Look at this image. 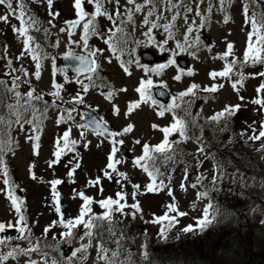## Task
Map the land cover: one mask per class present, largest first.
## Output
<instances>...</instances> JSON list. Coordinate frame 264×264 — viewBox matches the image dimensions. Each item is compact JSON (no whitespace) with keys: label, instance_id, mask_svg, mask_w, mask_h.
<instances>
[{"label":"snow or ice","instance_id":"1","mask_svg":"<svg viewBox=\"0 0 264 264\" xmlns=\"http://www.w3.org/2000/svg\"><path fill=\"white\" fill-rule=\"evenodd\" d=\"M55 3L56 0H0V8L4 9L0 12V24L8 25L21 45L20 51L13 55L5 43L0 54V61L4 62V71L0 75V195L10 205V214L14 215V220L0 221V264H21L22 259L23 264H138L132 251L125 246L128 240L125 222L129 217L132 220L139 217L145 224L160 225L159 237L168 239V233L179 223V218L188 215L179 209L172 187L177 166L184 165L179 185L181 191L186 192L188 187L202 188L203 181L209 179L199 173L195 182L187 184L191 165L184 159L185 156H193L196 167L200 168L204 162L200 156L209 158L203 142L205 126L214 125L219 132L230 130L232 118L248 104L255 106L254 113L264 116V70L245 71L257 66L264 69V0H240L242 30L246 29L242 55L236 54L234 42L224 38L225 51L211 55L212 60L223 62L220 70L208 73L213 83L201 86L191 82L175 94L170 93L167 81L160 78L170 68L175 69L171 79L178 83L185 77L196 75L193 68L182 66L178 57L187 55L199 60L202 51L211 54L216 45L215 42L207 43L204 33L210 31L214 22L234 23L231 10L236 0H72L74 18L62 22L59 20L61 12L54 7ZM30 4L45 9L47 26ZM214 14H219L221 21H214ZM37 34H42L44 41ZM62 36L66 37L65 51L54 53L51 50L61 47ZM93 40L104 47L92 43ZM142 48H155L161 55L167 54V58L164 62L152 64L147 52L143 55L139 52ZM142 59L148 62L142 63ZM58 60L69 64L58 66ZM114 60L127 77L134 75L133 69L142 73L134 87L138 98L128 100L123 113L115 101L129 89L126 86L116 88L101 75L104 63L111 65ZM46 61H50L51 80L50 90L43 91L36 87L33 79L41 80ZM70 71L73 73L71 76ZM58 78H62V82ZM257 78L261 82L254 89L255 96L246 98L241 94L246 89V82ZM217 80L221 82L217 83ZM69 84H75L77 90L65 99L66 85ZM226 84L240 103L225 104L207 117L202 115V107L193 112L197 100L205 103L210 98L215 100V94ZM93 90L111 105L113 117L123 115L128 120L142 106L153 109L158 119L171 117L166 125H150L153 131L162 134L158 143L142 142L140 138L131 141L133 147L141 148V154L134 156L131 164L147 177L148 182L143 187L140 183L131 182L128 173L120 170V166L127 163L121 146L126 144L124 138L135 131V123L128 122L115 130L105 116L95 115L99 106L86 102V97ZM165 96L169 97L166 103L158 99ZM81 106L87 111L81 110ZM51 110L56 111L55 126H64L54 136L51 158L45 161L47 169L53 171V178L45 181L38 177L34 170L35 162L28 164L27 172L32 181L39 180L49 186V196L44 198L42 206L49 208L56 219L43 228L40 236H36L33 228L38 220L30 222L24 195L27 190L15 181L9 160L15 158L21 148V135L24 143L30 146L31 155H41L42 138ZM243 123L245 128L236 135L246 144L256 145V151H264V119ZM74 129L78 138L73 135ZM195 130L200 134L197 135ZM89 135L97 139V149L107 144L109 151L98 174L94 178L86 175L83 188L71 189L69 199H79L81 203L77 214L69 216L62 204L60 186L66 182L77 184V172L82 167L79 149L90 148L92 140L88 139ZM188 142L197 144L195 154L186 153L181 148ZM62 162L67 169L63 178L55 173ZM222 178V166L214 164L211 184L215 186ZM105 180L116 184L114 195H104ZM128 187H131V192L127 191ZM87 189H96V196L88 195ZM165 191L171 200L163 206V214L157 216L152 213L151 219L145 220L138 196ZM200 200H208L202 215L196 218L195 225L183 227V233L197 229L203 232L218 217L222 218L221 209L209 199L207 189L196 192V201ZM196 201H193V208ZM97 207L99 212L95 210ZM54 229L59 231L54 232ZM12 230L16 235L7 234ZM143 235H148L146 230ZM147 248L146 243L141 245L140 259L143 261L149 259Z\"/></svg>","mask_w":264,"mask_h":264},{"label":"rangeland","instance_id":"2","mask_svg":"<svg viewBox=\"0 0 264 264\" xmlns=\"http://www.w3.org/2000/svg\"><path fill=\"white\" fill-rule=\"evenodd\" d=\"M72 0H56L55 8L59 9L61 12V17L59 20L62 22L64 19L74 18V12L71 8ZM31 9L44 21L45 26H47V19L45 9L39 7L35 4H30ZM4 11L3 8H0V12ZM231 14L234 20V23H229L224 25L221 23H213L210 31L204 33V38L207 43L215 42L216 47L213 49V52L209 54L207 51H202L199 53V60L193 59L187 55H182L181 57L187 61V66L185 68L191 67L195 70L196 75L194 77H185L182 82H175L171 77L175 74V69L170 68L166 71L165 75L160 79L166 80L169 85V90L171 94H175L177 91L183 90L191 82L200 83L203 85H210L213 83L208 77V73L211 70H220L222 68V61L212 60L211 55L216 53H222L226 49V44L223 42L224 38L227 41L234 42L236 54L238 56L242 55V52L245 47L246 40V29L242 30L243 18L241 16V5L240 0H236V3L233 5ZM221 16L219 14H214V21H221ZM16 23V21H12ZM59 26V25H58ZM53 32L56 29L52 30ZM231 32V35L228 33ZM41 41H44L42 34H37ZM139 35V33H137ZM52 40L55 37L51 38ZM62 44L59 49L51 50L54 53L62 54L65 51L64 43L66 42V37L62 36ZM7 43L9 47L10 54H17L20 51L21 45L16 41L11 29L8 25L0 24V54H2L3 45ZM92 43H97L98 46L104 47L102 44H99L97 41L93 40ZM79 51V50H77ZM140 53L149 52L155 56L152 64L164 62L167 58V54L161 55L155 48L140 49ZM108 53L106 52L105 55ZM144 63V61H141ZM3 61H0V75H2L4 69L2 67ZM58 66L60 60H58ZM32 68H30V71ZM264 70L260 66L256 68H248L246 72L261 71ZM134 75L132 77H127L122 69L119 68L118 64L113 61L111 65L104 63L103 71L101 73L109 82H111L116 88L126 86L129 91L127 94H121L117 97L116 103L120 106L123 113L126 110V102L130 99H137V94L134 92V87L138 83V78L142 75L140 71L133 69ZM71 76V74H69ZM61 79L62 78H58ZM50 80H51V67L50 61L45 62V69L42 72V78L40 81H35L33 83L39 90L48 91L50 90ZM217 83L221 82L220 80L216 81ZM261 82L260 78L249 79L246 82V89L242 90L241 94L246 98H251L255 96V87ZM67 92L64 94L65 99L69 98L68 94H74L77 90L75 84L66 85ZM106 91V89H105ZM215 100L211 98L205 103L203 100H197L193 106V112L203 108L202 115L204 117L210 116L214 111L220 110L225 104H237L240 103L236 94L232 91L231 87L226 84L225 88L219 93L215 94ZM46 99H51L46 97ZM86 102L95 106H99V112L95 115H103L106 119L109 120L110 126L119 130L122 126L126 125L128 122H133L136 125L135 131L128 137H125L126 144L123 146L127 148V153L129 158L127 163L120 166L121 171H126L129 175L131 182L140 183L143 187L146 184L147 177L138 169H134L131 164V160L134 156L141 154L140 146L133 147L131 141L133 138H140L143 141L147 140L152 144L158 143L162 139V134L158 131H153L150 128L152 123L160 124L161 126L166 125L171 117L166 116L164 119H158L155 115L153 109H150L148 106H142L141 110H137L128 120H126L123 115L119 118L113 117L111 114V105L108 104L103 97L97 94L95 90L90 92L89 96L86 97ZM255 106L248 104L246 108H241L235 117L232 118V123L230 125V130L225 132H219L214 125H206L203 134V142L205 144V152L209 154L208 159H204L203 156H200V159L203 160V164L200 168L196 167L195 160L193 156H185L184 159L191 165L189 180L187 184L195 182V177L199 173H203L208 176V180L203 181V187L199 189H192L188 187L187 191H181L179 185L182 178V168L184 165H178L177 171L173 174V185L174 194L178 201V206L181 211L188 213L187 216L179 218V223L168 233V239L164 240L159 237L158 233L160 230V225L156 224H145L143 220L139 217L136 220H132L129 217L125 222V231L128 237V240L125 242V246L129 248L134 256L136 257L138 264H234L233 262L236 259V253L229 246L223 248L216 252L212 257H204V253L199 254L198 257H193V260L189 262H183L184 256L178 251L179 244L184 241L193 238V236L205 237L206 233L209 230L216 229L218 231L222 230L223 227H230L231 231L237 232V239H244L250 236V241L253 242L254 248L256 250L264 249V223H261L264 220V151H256V145L245 143L239 138L238 134L242 129L245 128L244 121H247L249 124L252 121H259L264 119V116H261L253 112ZM81 110L83 109L81 106ZM50 119L46 122V131L42 138V151L39 157H33L31 155L30 146L24 143L23 136L19 137L21 148L17 151L15 158H10L9 163L13 172L14 179L27 191L24 195L27 198V204L29 209V219L30 222L37 221L33 228V232L36 236L42 234L43 228L49 224L52 220L56 219L54 213L50 211L49 208L43 207L45 204V197L49 196V186L46 183H41L39 180L32 181L29 179L27 167L30 162H35L36 168L34 169L38 177H43L45 181L53 178V171L47 169L45 161L51 158V151L54 136L59 134L64 126L57 128L54 124L56 111L51 110L49 112ZM79 119V117H77ZM258 127V125H257ZM196 134L199 135V130H195ZM74 137L78 138V132L74 129ZM233 141L230 142L231 139ZM88 139L92 140V145L88 150H84L82 147L79 149L82 156V167L77 172V184L71 185L67 182L60 186V191L63 194V198L67 206L66 215L75 216L77 214L78 206L81 203L79 199L71 200L69 199V194L73 187L83 188L86 180V175L95 177L98 174L99 169L103 168L106 163V153L109 151V146L105 144L102 148L97 149L95 147L97 139L92 135L88 136ZM246 139V137H245ZM212 142V143H211ZM226 143L235 145L238 150V154L245 156V161L247 158H251L252 162L257 161L262 164L260 166H243L246 172H241V170L235 168L234 162L229 163L227 159L220 161V154L224 153L227 157L230 152L228 146H225ZM259 143V142H258ZM181 148L186 153H196L197 144L193 142H188L187 144L181 145ZM119 155V154H118ZM214 157V159H213ZM65 158V161L69 159ZM226 162V164H225ZM219 163L222 166L223 178L213 186L210 182V177L212 175V169L214 164ZM67 169L63 167V162L61 166L55 169V173L58 177L63 178L65 176ZM105 192L104 195H114V192L117 190L116 184L109 183L107 180L103 181ZM2 187V185H0ZM207 189L209 191V199L213 204L217 205L222 211V218L218 217L211 226H209L203 232H200L198 229L192 233H183L181 229L189 224L195 225L196 218L202 215V209L208 200L196 201V192L203 191ZM88 195L96 196V189H87ZM127 191L131 192V187H128ZM228 197H233L241 201L239 205L232 206H223L221 202L227 200ZM97 198H99L97 196ZM138 199L141 202L143 207L144 219H151V214L155 213L157 216L162 215L165 208L163 207L170 202L171 198L167 195L166 191L159 194L148 193L146 195L138 196ZM193 201H196L195 208L192 207ZM223 201V202H224ZM129 199V203H131ZM255 209L256 211H253ZM99 212V208L95 209ZM127 211V210H126ZM42 213V215H41ZM14 220V215L10 214V205L6 199L0 195V221ZM166 223V222H165ZM228 229V228H227ZM147 231L148 235L145 237L143 233ZM59 229H54V232H58ZM9 235H16L15 231H9ZM51 236V234H50ZM49 242L51 240L49 239ZM146 243L149 252L148 261H143L140 259L141 254V245ZM237 249L241 251L239 245ZM67 252L68 249L65 248ZM221 252V253H220ZM224 252V253H222ZM217 253V254H216ZM219 253V254H218ZM93 251V256H94ZM23 264V259L21 260Z\"/></svg>","mask_w":264,"mask_h":264},{"label":"trees","instance_id":"3","mask_svg":"<svg viewBox=\"0 0 264 264\" xmlns=\"http://www.w3.org/2000/svg\"><path fill=\"white\" fill-rule=\"evenodd\" d=\"M233 140L234 138L230 141ZM225 146H228L230 152L228 154V157L224 153H221L219 155L220 161L227 159L229 163L234 162L235 168L241 170V172L243 173L246 172L243 166L257 165L258 162H252L251 158H247V160L245 161V156H243V154H238L237 147H235L233 143H226ZM258 164L262 166V164ZM237 200L238 199L236 198L228 197L227 200H223L224 202L222 201L221 204L223 203V206L241 204V201ZM227 228L223 227L222 230L218 231V233L215 235L211 232H215L216 229H208V232L206 233L205 237L193 236V238L189 239V241L186 240L183 243L179 244L177 250L180 251L185 257V261L190 263V261L193 260V257H198L199 254L204 253V257L209 258L215 255L213 252L214 250L218 252L219 250H222L223 248L229 246V248L233 249L236 253V259L233 261L235 262L234 264H264V249L256 250L254 248L253 242L250 241V236H248L246 240L240 238L238 240V233L231 231L230 227ZM237 245H239L241 251L237 249Z\"/></svg>","mask_w":264,"mask_h":264},{"label":"water","instance_id":"4","mask_svg":"<svg viewBox=\"0 0 264 264\" xmlns=\"http://www.w3.org/2000/svg\"><path fill=\"white\" fill-rule=\"evenodd\" d=\"M142 55H143V54H142ZM148 58H151V55H149ZM178 62H179V63H182L181 60H179ZM61 63H62L63 66H66V65L69 64V62H68V61H65V60H61ZM70 73L73 74L71 71H70ZM158 99H161L162 101H167L168 97H167V96H165V97H158ZM122 151H123V154H124V155H127L126 152H125V150H124L123 148H122ZM63 206H64V208L66 207L65 204H63Z\"/></svg>","mask_w":264,"mask_h":264},{"label":"bare ground","instance_id":"5","mask_svg":"<svg viewBox=\"0 0 264 264\" xmlns=\"http://www.w3.org/2000/svg\"><path fill=\"white\" fill-rule=\"evenodd\" d=\"M181 254H182V253H181ZM183 262H185V263H186L185 259L183 260Z\"/></svg>","mask_w":264,"mask_h":264}]
</instances>
